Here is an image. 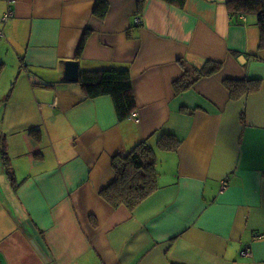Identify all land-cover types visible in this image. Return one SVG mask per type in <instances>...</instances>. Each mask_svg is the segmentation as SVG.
I'll list each match as a JSON object with an SVG mask.
<instances>
[{
	"label": "crops",
	"instance_id": "0c3cea01",
	"mask_svg": "<svg viewBox=\"0 0 264 264\" xmlns=\"http://www.w3.org/2000/svg\"><path fill=\"white\" fill-rule=\"evenodd\" d=\"M107 1L100 18L97 0H0L1 263L264 264L256 16L235 21L230 0ZM71 59L80 75L128 67L137 117L120 120L110 94L63 79ZM208 62L217 70L183 88ZM228 79L246 87L231 92ZM141 141L158 188L134 209L114 206L102 196L113 158Z\"/></svg>",
	"mask_w": 264,
	"mask_h": 264
},
{
	"label": "trees",
	"instance_id": "16d2710c",
	"mask_svg": "<svg viewBox=\"0 0 264 264\" xmlns=\"http://www.w3.org/2000/svg\"><path fill=\"white\" fill-rule=\"evenodd\" d=\"M145 0H139L142 7ZM179 8L186 5L187 0H164ZM231 17L237 21L239 15H255L261 30L260 46L264 47V0H230ZM13 10V9H12ZM109 10L107 0H97L94 13L103 18ZM86 35L80 44L82 50ZM218 65L208 62L202 68L193 67L192 75H188L182 83L188 88L200 75H209L215 72ZM196 72V73H195ZM226 85L235 91L244 83L240 80L228 79ZM80 83L85 88L88 97L110 94L113 97L117 115L120 120L129 118L135 111L136 98L133 91V82L128 67L112 65L92 70H84L80 75ZM245 86V84H242ZM253 85V84H252ZM246 87V86H245ZM160 146L173 149L177 142L161 135ZM152 146L147 141H141L127 154H118L113 158V167L116 173L115 181L102 192V196L112 205H126L134 209L145 198L158 188V171L152 157ZM7 158V156H5ZM8 163V162H7ZM8 165V164H7Z\"/></svg>",
	"mask_w": 264,
	"mask_h": 264
},
{
	"label": "water",
	"instance_id": "95a60500",
	"mask_svg": "<svg viewBox=\"0 0 264 264\" xmlns=\"http://www.w3.org/2000/svg\"><path fill=\"white\" fill-rule=\"evenodd\" d=\"M63 79L70 82H77L80 80V67L78 61L71 59L65 62Z\"/></svg>",
	"mask_w": 264,
	"mask_h": 264
},
{
	"label": "built area",
	"instance_id": "2783aa9c",
	"mask_svg": "<svg viewBox=\"0 0 264 264\" xmlns=\"http://www.w3.org/2000/svg\"><path fill=\"white\" fill-rule=\"evenodd\" d=\"M9 3L10 4H12L13 3V0H9ZM13 10H12V8L11 7H9V9L4 13V15H3V17H2V20L3 21H5V20H7L10 16H12L13 15ZM137 22H140V18H137V20H136ZM2 35V30L0 29V36ZM137 113H133L132 114V116L133 117H137V115H136ZM137 119V118H136ZM138 120V119H137ZM224 184H225V182H224ZM0 264H2L1 263V261H0Z\"/></svg>",
	"mask_w": 264,
	"mask_h": 264
}]
</instances>
